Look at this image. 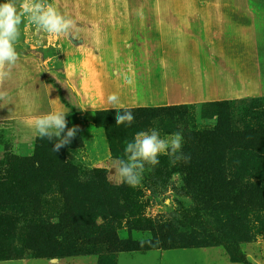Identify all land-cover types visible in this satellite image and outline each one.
Returning <instances> with one entry per match:
<instances>
[{"label": "rangeland", "instance_id": "rangeland-1", "mask_svg": "<svg viewBox=\"0 0 264 264\" xmlns=\"http://www.w3.org/2000/svg\"><path fill=\"white\" fill-rule=\"evenodd\" d=\"M47 2L76 20L77 30L74 35L53 37L37 31L30 23L21 25L17 46L20 59L12 70V78L4 85L11 102L0 107V118L18 120L38 114V108L48 112L52 108V95H59L70 111L66 118L68 127L78 126L76 136L80 137L79 145L74 138L63 150L54 152L55 138L49 142L36 136L30 146L18 147L19 132H24L23 128L16 130L15 126L0 119L1 176L16 171L24 158L29 159L31 168L36 162L50 163L64 156L87 168L106 169L109 182L120 185L122 183H116L112 177L115 172L111 169L113 161L126 159V142L133 141L138 132L151 129L140 128L142 113L135 110L137 107L197 105L198 114L194 119L198 120L196 125L199 129L213 127L217 122L215 117L209 116L207 103L236 100L224 98L216 92L229 85V66L219 47L220 44H229V29H252L253 19L250 12L246 16L244 0ZM247 4L261 9L264 0H249ZM240 36L244 37L243 33ZM235 42L233 33V44ZM86 53L93 61L91 101H94V106L91 110L94 115L93 120L85 118L79 122L76 113L83 110V99L70 81L66 65L70 64L83 73ZM105 80L118 88V105L124 106L116 108L130 109L133 114L135 119L130 127L112 125L108 115L104 114L99 115L98 121L111 125L95 126L97 111L104 110L99 108V103L104 99L102 87L105 89L107 86ZM240 84L243 86V82ZM247 98L256 101V108L242 115L244 106L238 105L233 121L240 128L239 135L236 142L228 144L225 149L228 157L231 147L238 145L241 170L236 179H230V173H188L184 169L185 161L173 166L168 156L161 155L159 160L164 157L167 169L165 173L162 171L166 174L163 186L150 188L152 170H146L139 186L133 188L125 184L124 191L117 198L105 192L92 193L88 206L81 204L77 207L81 211L80 216L74 217L68 212L56 228L39 231V244L26 249L23 256L92 253L99 257V264H115L119 247L106 232V222L112 220L118 223V239L133 242L129 248L220 245L231 258L245 264L242 262L246 259L242 245L250 242L264 245V96L241 99ZM200 109L207 110L209 114L203 115ZM191 123L187 120L181 122L183 133L191 129ZM244 125L250 127L244 128ZM158 131L162 138L171 135L166 130ZM184 142L183 138V145ZM193 149L183 150L182 146V152L190 155V161L217 155L215 147L203 151L202 148ZM9 157L18 161L10 164ZM213 176L223 178L220 181L227 186L222 187L220 181L212 180L194 182L197 178ZM24 189L38 193L43 188L40 184L31 183ZM19 190L18 184L0 183V191L12 193L11 197L5 196L0 201L3 204L0 257H12L6 249L21 246L29 237L21 221L12 218L15 214L11 210L16 204L33 207L19 200ZM32 203L41 206L43 200ZM91 220L98 228L93 229L89 236L81 237L83 226ZM224 220L232 222L231 226L222 225ZM247 264L252 263L248 261Z\"/></svg>", "mask_w": 264, "mask_h": 264}, {"label": "trees", "instance_id": "trees-1", "mask_svg": "<svg viewBox=\"0 0 264 264\" xmlns=\"http://www.w3.org/2000/svg\"><path fill=\"white\" fill-rule=\"evenodd\" d=\"M260 101V100H257ZM256 101L250 98L240 99V100H223V101H212L206 105L210 107V114L207 110H201L203 115L215 117L217 122L213 127H203L197 129L198 120L194 119L198 114L196 107L197 105L190 104H174V105H162L154 107H137L135 110L142 113V124L140 128H158L161 130H166L167 133L172 134L175 132H180L183 135L185 140L183 145V150L193 149V148H202V151L205 149L216 148L217 155L210 158H199L197 160H188L185 161V171L189 172H201L207 171L214 175L221 174H232L230 179H236L237 173L241 170L239 157H238V145L231 147L229 156L227 157L225 149L228 144L236 142V139L239 135V127L234 123V112L237 109L238 105H243L242 108L243 114H248L252 109H255L254 103ZM264 103V102H263ZM261 104H259V107ZM264 107V104L262 105ZM121 114L126 110L124 108H116ZM116 109H104L97 111V116L95 118V126L102 127L104 125H116L115 116ZM264 110V108H262ZM130 111V109L128 110ZM200 112V114H201ZM104 114L108 115L109 122L101 124L98 119L99 115ZM110 115V116H109ZM241 115V116H242ZM202 116V115H201ZM240 116V117H241ZM67 118V117H66ZM192 122L191 129L182 131L181 122L182 121ZM240 125V123H239ZM248 127H250L248 125ZM247 125H244V128H248ZM137 130L138 128L135 127ZM238 134V135H237ZM76 138V144H78V136ZM79 145V144H78ZM77 145V146H78ZM65 148V147H64ZM63 150V147L60 149ZM194 150V149H193ZM160 163L152 169L150 179V188H153L154 185L163 186L166 174H164L166 169V164L163 162L164 157L161 158ZM10 160V162H9ZM13 161H18V159H13L9 157L8 162L12 164ZM20 167L15 171L11 172L8 175H0V183H14L18 184L21 191L19 200L26 201L30 203L31 206H23L22 204H16L13 206L12 212H14L15 217L13 220L21 221V225L26 228L29 233L27 241L23 242L21 246H9V253L12 257H0V260L8 259H22L24 257V252L26 249H33L36 247L40 240L37 237V233L43 229L56 228L60 219L68 212L71 213V216L78 217L81 215V211L77 208L79 205L88 206L89 197L92 193L99 194L100 192H105L113 195L114 198H117L121 191H124L125 183L120 185H113L109 182L107 178V171L104 168L93 167L87 168L83 165L69 161L66 157H57L50 163H39L36 162L35 166L31 165L29 159H22L19 162ZM165 168V171L163 170ZM159 171V173H157ZM164 173H163V172ZM197 177V176H196ZM200 179V180H198ZM223 178L220 176H213L210 178H197L194 182L202 181L207 182L220 181ZM192 182V183H194ZM195 182V183H196ZM36 183L42 186V190L38 193H31L24 189V186L27 184ZM222 187H226L227 184H223L220 181ZM12 193L8 191H0V201L3 198L11 197ZM6 196V197H5ZM43 200V204L40 206L38 203L34 204L32 202ZM25 209H22V208ZM195 208V207H191ZM3 204H0V217H2ZM193 210V209H192ZM1 219V218H0ZM53 220H56L55 222ZM222 221V225L231 226L229 220ZM106 232L112 239L115 240L117 247L119 249L116 251H146L151 249H172V248H183V247H202V246H214V245H200V246H181V247H168V248H157V247H137L129 248L133 245V242L127 240L118 239V223L117 221L110 220L106 222ZM203 224V221H201ZM95 228H98V225L91 220L85 227L83 226L80 236L87 237L90 235L91 231ZM31 235V236H30ZM248 235V233H247ZM1 252V251H0ZM107 254L109 251L107 250ZM116 254V256H117ZM78 255H95L92 253L87 254H68L65 256H43L35 255L33 257H67V256H78ZM30 257V258H33ZM231 258V257H230ZM246 258V257H245ZM233 261H237L231 258ZM247 259V258H246ZM242 259V262L247 264L248 260ZM238 262V261H237ZM99 264V262H98ZM116 264V262H115Z\"/></svg>", "mask_w": 264, "mask_h": 264}, {"label": "crops", "instance_id": "crops-1", "mask_svg": "<svg viewBox=\"0 0 264 264\" xmlns=\"http://www.w3.org/2000/svg\"><path fill=\"white\" fill-rule=\"evenodd\" d=\"M245 1L246 16L253 19L252 29H229V44H220L223 50V56L227 59L229 66L228 87L220 89L218 94L224 98L241 99L246 97L264 96V7L257 9V5L249 6V0ZM0 4H2L0 2ZM233 33H235L236 42L233 44ZM243 33L244 37L240 36ZM86 63L82 71H76L70 64L66 65L69 79L75 85V90L83 99V110L76 113L79 122L85 118L93 120L94 112L91 110L94 101H91V90L93 88V70L92 58L86 53ZM70 71V72H69ZM73 71V73H71ZM71 73V76H70ZM243 82V86L240 84ZM105 89L102 87V97L100 100V109L116 108L107 103V96L116 93L117 87L111 86L105 80ZM102 84V83H101ZM51 111L68 112L66 106L59 98V95L51 97ZM54 103V104H53ZM36 108V107H35ZM37 109V108H36ZM36 111V110H35ZM37 109L36 115L30 114L15 120L12 117H1L7 121L10 126H15L16 130L23 128L24 132H19L18 147H28L35 139L32 124L36 117L48 113ZM246 258L252 264H264V245L260 242L245 243L242 245ZM97 255H78L67 257H33L22 259L0 260V264H98ZM116 264H241L233 261L226 249L220 245L202 246V247H183L172 249H151L146 251H123L116 256Z\"/></svg>", "mask_w": 264, "mask_h": 264}, {"label": "clouds", "instance_id": "clouds-1", "mask_svg": "<svg viewBox=\"0 0 264 264\" xmlns=\"http://www.w3.org/2000/svg\"><path fill=\"white\" fill-rule=\"evenodd\" d=\"M24 23H30L37 31L53 37L74 35L77 30L76 20L62 14L47 0H6L0 4V107L11 102L10 93L4 85L12 78V70L20 59L17 46L21 38V25ZM107 103L118 105V95L109 94ZM69 112L51 111L36 117L32 124L34 135L37 137L46 138L49 142L55 138L56 142L52 148L54 152L70 145L77 135V125L68 127L66 117ZM134 119L130 111L125 110L121 114L116 109L117 126L130 127ZM182 146L183 135L180 132L162 138L155 127L148 131H140L133 141L126 142L124 148L126 159L113 161L111 169L115 172L112 177L116 183H125L136 188L140 185L145 171H151L160 163L161 155L168 156L173 166L180 161L190 160V155L182 152Z\"/></svg>", "mask_w": 264, "mask_h": 264}, {"label": "water", "instance_id": "water-1", "mask_svg": "<svg viewBox=\"0 0 264 264\" xmlns=\"http://www.w3.org/2000/svg\"><path fill=\"white\" fill-rule=\"evenodd\" d=\"M55 259V258H54Z\"/></svg>", "mask_w": 264, "mask_h": 264}]
</instances>
